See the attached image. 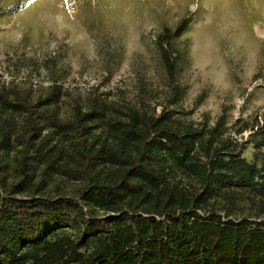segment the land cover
<instances>
[{
  "label": "trees",
  "instance_id": "obj_1",
  "mask_svg": "<svg viewBox=\"0 0 264 264\" xmlns=\"http://www.w3.org/2000/svg\"><path fill=\"white\" fill-rule=\"evenodd\" d=\"M188 20L159 37L170 106ZM111 97L0 77V264H264V112Z\"/></svg>",
  "mask_w": 264,
  "mask_h": 264
},
{
  "label": "rangeland",
  "instance_id": "obj_2",
  "mask_svg": "<svg viewBox=\"0 0 264 264\" xmlns=\"http://www.w3.org/2000/svg\"><path fill=\"white\" fill-rule=\"evenodd\" d=\"M187 18L173 42L184 96L170 106L159 37ZM0 77L97 88L195 123L250 120L264 112V0H0Z\"/></svg>",
  "mask_w": 264,
  "mask_h": 264
}]
</instances>
